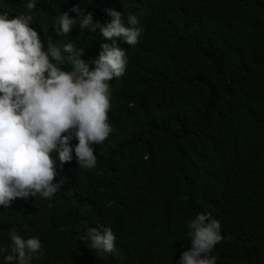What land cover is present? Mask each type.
<instances>
[{"label": "trees", "instance_id": "1", "mask_svg": "<svg viewBox=\"0 0 264 264\" xmlns=\"http://www.w3.org/2000/svg\"><path fill=\"white\" fill-rule=\"evenodd\" d=\"M27 2L0 0V13L31 15L45 48L49 37L61 49L71 42L90 67L112 41L79 20L58 35L62 12L75 18L79 6L104 24L115 10L142 32L135 46L115 41L127 67L110 81L113 131L93 145L96 167L80 168L73 152L51 200L0 207V240L11 228L38 238L44 255L28 264H179L187 222L210 213L224 238L216 264H264V0H34L31 11ZM98 225L112 228L114 252L79 239Z\"/></svg>", "mask_w": 264, "mask_h": 264}, {"label": "clouds", "instance_id": "2", "mask_svg": "<svg viewBox=\"0 0 264 264\" xmlns=\"http://www.w3.org/2000/svg\"><path fill=\"white\" fill-rule=\"evenodd\" d=\"M24 7L33 10L34 0ZM69 11L75 18L62 12L54 20L58 35H69L79 20L81 29L99 30L112 41L100 44L91 67L80 59L84 50L71 42L61 49L49 37L45 48L31 27V15L10 18L8 12L0 13V207L5 209L16 199L51 200L63 187V180L54 182L58 166L70 162L74 152L80 168H95L93 145L102 144L113 131L108 117L110 81L123 76L127 67L125 50L115 41L135 46L142 29L136 16L129 15L126 26L122 13L115 10H107L111 19L104 24L94 22L79 6ZM65 54L71 60L70 71L61 67ZM187 226L191 247L182 252L179 264H216L211 253L224 239L219 221L210 213L197 214ZM79 239L101 254L115 251L110 226L88 228ZM37 253L44 255L40 240H25L15 228L9 230L8 241L0 240L3 264H28Z\"/></svg>", "mask_w": 264, "mask_h": 264}]
</instances>
